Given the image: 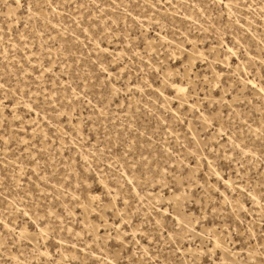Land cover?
I'll list each match as a JSON object with an SVG mask.
<instances>
[{
    "label": "rangeland",
    "instance_id": "374dc122",
    "mask_svg": "<svg viewBox=\"0 0 264 264\" xmlns=\"http://www.w3.org/2000/svg\"><path fill=\"white\" fill-rule=\"evenodd\" d=\"M224 1L0 0V264H264V0Z\"/></svg>",
    "mask_w": 264,
    "mask_h": 264
},
{
    "label": "bare ground",
    "instance_id": "6f19581e",
    "mask_svg": "<svg viewBox=\"0 0 264 264\" xmlns=\"http://www.w3.org/2000/svg\"><path fill=\"white\" fill-rule=\"evenodd\" d=\"M217 1H220V2H221L222 0H217ZM229 3H230L229 0L224 1V4H225L226 6L230 5ZM184 16H185V15H184ZM188 16H189V15H188ZM188 16H187V17H188ZM185 18H186V17H185ZM248 26H249V25H248ZM249 31H250V30H249ZM254 33H255V32H254ZM262 44H263V43H262ZM226 48H227L228 52H230V53H233V52H234L232 47H230V46L227 45ZM252 59H253V58H251V60H252ZM227 60H228V59H227ZM247 83L253 85V84H254V81H253L252 79H249V78H248ZM175 87L177 88V90H183V89H182L183 87H180V86H178V85H176V84H175ZM191 107H192V106H190V108H191ZM201 114H203V113H201ZM201 116L203 117V115H201ZM201 116H200V117H201ZM204 117H205V115H204ZM204 117H203V118H204ZM204 120H205V119H204ZM206 120H207V119H206ZM214 243H215V245H217L218 241L216 240Z\"/></svg>",
    "mask_w": 264,
    "mask_h": 264
}]
</instances>
